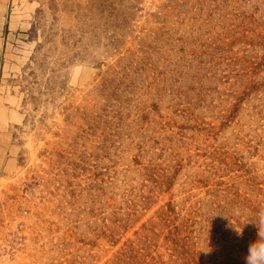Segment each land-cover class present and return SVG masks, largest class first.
Segmentation results:
<instances>
[{
  "label": "rangeland",
  "instance_id": "rangeland-1",
  "mask_svg": "<svg viewBox=\"0 0 264 264\" xmlns=\"http://www.w3.org/2000/svg\"><path fill=\"white\" fill-rule=\"evenodd\" d=\"M259 229L264 0H0V264H245Z\"/></svg>",
  "mask_w": 264,
  "mask_h": 264
},
{
  "label": "clouds",
  "instance_id": "clouds-1",
  "mask_svg": "<svg viewBox=\"0 0 264 264\" xmlns=\"http://www.w3.org/2000/svg\"><path fill=\"white\" fill-rule=\"evenodd\" d=\"M245 264H264V232L259 229V238L251 243L245 256Z\"/></svg>",
  "mask_w": 264,
  "mask_h": 264
},
{
  "label": "trees",
  "instance_id": "trees-1",
  "mask_svg": "<svg viewBox=\"0 0 264 264\" xmlns=\"http://www.w3.org/2000/svg\"><path fill=\"white\" fill-rule=\"evenodd\" d=\"M234 264H239V263H234Z\"/></svg>",
  "mask_w": 264,
  "mask_h": 264
},
{
  "label": "bare ground",
  "instance_id": "bare-ground-1",
  "mask_svg": "<svg viewBox=\"0 0 264 264\" xmlns=\"http://www.w3.org/2000/svg\"><path fill=\"white\" fill-rule=\"evenodd\" d=\"M5 122V121H4Z\"/></svg>",
  "mask_w": 264,
  "mask_h": 264
}]
</instances>
